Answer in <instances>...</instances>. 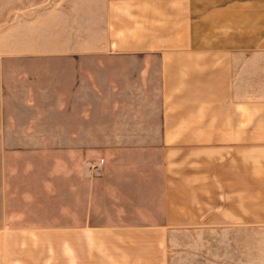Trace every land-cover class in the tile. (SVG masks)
Returning <instances> with one entry per match:
<instances>
[{"label":"crops","instance_id":"obj_1","mask_svg":"<svg viewBox=\"0 0 264 264\" xmlns=\"http://www.w3.org/2000/svg\"><path fill=\"white\" fill-rule=\"evenodd\" d=\"M66 6L0 49V264H264V0Z\"/></svg>","mask_w":264,"mask_h":264},{"label":"rangeland","instance_id":"obj_2","mask_svg":"<svg viewBox=\"0 0 264 264\" xmlns=\"http://www.w3.org/2000/svg\"><path fill=\"white\" fill-rule=\"evenodd\" d=\"M71 0H0V49L5 47H20L30 48L37 42L33 33L37 24L45 30L48 29V21L43 20L44 15L53 7L57 6L61 11L66 10V5H69ZM40 18V19H39ZM92 22H96L95 16ZM65 23L57 22L59 40L56 41L57 47L64 46L63 29ZM93 31L90 34L93 46L96 43L98 32L96 25L93 24ZM40 40V47H49V41L46 38ZM250 234H248L249 236ZM257 235L258 239L264 244V233L253 234ZM207 237L206 234L197 233H175L169 238V264H223L222 249L216 248L215 252H220L216 257L215 253L210 250V253L215 258H209L203 255H198L193 252L191 247L197 245L201 237ZM199 238V239H198ZM264 255V249H263Z\"/></svg>","mask_w":264,"mask_h":264},{"label":"built area","instance_id":"obj_3","mask_svg":"<svg viewBox=\"0 0 264 264\" xmlns=\"http://www.w3.org/2000/svg\"><path fill=\"white\" fill-rule=\"evenodd\" d=\"M102 160L101 159H99V162H101Z\"/></svg>","mask_w":264,"mask_h":264}]
</instances>
